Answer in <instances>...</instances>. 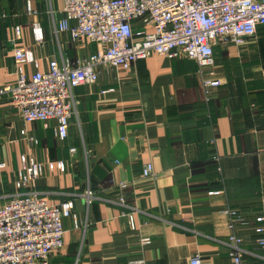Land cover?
<instances>
[{
	"label": "crops",
	"instance_id": "0c3cea01",
	"mask_svg": "<svg viewBox=\"0 0 264 264\" xmlns=\"http://www.w3.org/2000/svg\"><path fill=\"white\" fill-rule=\"evenodd\" d=\"M63 7L64 0H0V86L17 78L16 48L37 60L23 64L28 78L53 59L75 65L99 48L57 29ZM213 55L204 68L155 53L127 70L96 66L97 81L73 90L64 139L57 120L25 121L0 98V206L33 190L50 205L72 199L80 221L63 218V246L48 264H187L195 254L202 264H231L230 235L242 239V264H264V24L241 45L217 44ZM204 79L221 84L204 93ZM22 155L43 167L17 189ZM59 160L64 171H49L47 162ZM147 162L156 176H142Z\"/></svg>",
	"mask_w": 264,
	"mask_h": 264
},
{
	"label": "built area",
	"instance_id": "2783aa9c",
	"mask_svg": "<svg viewBox=\"0 0 264 264\" xmlns=\"http://www.w3.org/2000/svg\"><path fill=\"white\" fill-rule=\"evenodd\" d=\"M27 10L31 11L30 1ZM62 12L58 30L68 31L73 42L84 39L99 48L75 65L66 59H53L47 72L36 71L30 78L23 64L37 66V60L29 49L16 48L17 78L0 86V98L7 97L25 121L57 120L60 139L66 138L70 117L76 111L73 90L97 81L96 66L127 70L137 60L155 53L193 58L204 68L214 62V46L241 45L255 35L257 25L264 24V0H64ZM33 29L36 41H40L41 28L34 24ZM201 83L207 93L221 81L204 79ZM70 152L74 154L75 148ZM46 165L49 171H64L66 167L64 160ZM42 167L41 161L22 155L16 169V188L30 187ZM141 173L156 176L151 162L143 165ZM81 196L87 206L94 199L89 188ZM233 214L234 223L238 219ZM69 216L75 226H80L72 199L50 205L45 196L33 190L11 194L0 206V264H48L50 252L63 246L62 220ZM241 242L238 235H230L225 241L231 264H242ZM259 242L264 246V238ZM187 264H202V260L195 254Z\"/></svg>",
	"mask_w": 264,
	"mask_h": 264
}]
</instances>
